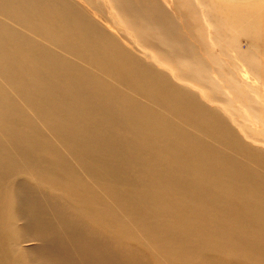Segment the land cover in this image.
<instances>
[{
  "label": "bare ground",
  "instance_id": "6f19581e",
  "mask_svg": "<svg viewBox=\"0 0 264 264\" xmlns=\"http://www.w3.org/2000/svg\"><path fill=\"white\" fill-rule=\"evenodd\" d=\"M83 1L85 3H88L89 5H93V4L100 6L102 5L105 8L103 10L104 12L102 13L98 11L95 13L93 12L94 18L97 15L98 18H102L108 21L106 22L107 27L111 28L113 31L114 29L115 31L118 30V32H120L125 37L126 45L119 43V41L116 40L101 25V23L96 24L93 20L90 21V19H85L84 17H90L89 15H87V13L84 12L80 13L81 17L80 16L75 17V19H78L77 21L72 22L70 25L66 26L61 31H57V28L53 26V24L56 23V19H57L55 14L51 13L50 15H48L47 13L50 9H57L54 3L49 5L44 4V6L38 5L36 9H33L31 8L32 1L30 2V4L28 0H14L13 2V4L16 5L17 10L19 11L18 12L19 18H23L27 20L29 18H33L34 19L33 22L35 23L40 18H42L44 19V22H47V24L45 25L46 31L42 32L44 34V37L46 33H48L47 34L48 37L52 32L60 34L59 36L60 38L58 40L60 41V43L58 41H55V44L52 45L54 48L59 49L63 45L64 47H66L71 51L76 50V48L79 49V47L81 49H84L85 52L82 57L84 58V60H86V64L90 65L89 66L90 72L89 75H87L84 78L82 77L83 80H81L80 77L83 74L82 69L80 67H77L76 64H74L76 65V67L72 66V69H69L67 65L64 63L65 61L63 62L60 57H49L47 59L41 60V64L37 66V64L35 65L32 62L33 61L32 58H30V56L28 55L27 56L22 55L19 61L9 59V57L7 56H0V94L2 95L5 92L8 93L0 97V264H26L24 261L19 260L18 259L19 257L17 258L16 256L19 255L17 253V246H20L21 244L26 242L29 235L28 234L29 228L32 230L36 228V230H38L41 233L40 235L42 239L46 241L41 245L45 249L40 252L37 258L38 259L39 258L45 259L47 257L50 258L48 264H170L167 263L166 261L172 258L171 256L172 254L174 255L176 254L175 250L172 249L164 250L163 254L164 257L167 259L162 261V259L157 258L155 256L156 253H158V250L155 247H148L144 245L142 242L136 241V242H132L133 246L129 247L126 244L123 245L124 247L123 248L122 246L119 245V239H120L119 234H116L114 238L113 237L105 238V236L108 234H106L103 237L96 229L97 224L105 223L107 226H109L110 223L108 225L105 222V219H103L106 210L102 209L103 207H100L101 202H99V207L97 206L98 204L94 205V203L99 197H101L102 198L101 201L105 205V207L108 210L112 211L114 210V208H109V207L113 206V203L110 200L108 201L104 199L110 197L113 199L116 207L121 208L122 211L125 213V215H130L134 217L139 222H142L143 225L154 221L153 224H147V228L149 230H151L154 233L158 232V235L159 234L164 235L165 236L164 241H170V243H172L171 240L173 242L175 241V239L173 240L175 236V232L173 233V230L175 228H173L172 225L170 224L171 221L169 223L166 217L162 218L161 215L155 214L154 211L153 214L151 212L152 207L146 206V202H145L146 200L144 199L147 198V197L145 198V194L146 196L148 195L147 191L146 190L144 191L142 188H139L140 186L136 189L137 186L131 187L132 185H129L131 183H134L132 182L134 177L132 181H130L127 177L128 174H130L128 172V164H132V165L133 164L137 165V164L135 163V161L131 159V157H130L131 161H128V157L130 156L131 151L129 152L127 147L123 145L124 142L122 141V144L118 143V146L121 145V147L120 149L119 148L116 149L115 160L113 159L110 162L109 160H103L105 157L99 159L93 156L94 153L90 155L91 154L90 152L83 150L78 151V153L76 152L74 153V157L79 156L78 158L74 159L72 157L67 159L68 157L67 154L74 150V147L72 146L71 142L73 143L74 141H77V143L75 142L77 145L78 143H80L79 140L90 142L91 140L96 139L97 142L100 141L102 143L110 144L109 141H106L102 137V134L105 131H110V130L111 132L115 133L114 137H116V135L119 133H125V131H127V128H125V126H123L122 123H124V121L126 120L128 114L127 112L128 108L133 106L135 107L136 110V107L140 106L136 111V114L138 115L141 114L145 118L146 116H148L149 118L148 120L145 119L143 121V123L145 122L144 124L145 126H140L139 128V130H141L140 134L144 136V139L147 140L148 138V142H149L148 147H150L151 149L149 151L151 152L153 150L154 152H156L155 155L159 153L160 156L161 155L164 157L168 156V158L169 156L172 157L173 155L175 158V154H177L184 146L183 145L184 143L182 142L181 139L176 140L172 136V129H174L173 121L176 119L177 116L182 118L184 122H188L192 118L199 116L196 120V123L194 124V129L196 131L200 130L201 128L207 129L209 133V142L199 141L200 142L199 146L203 150L206 151L208 150L207 152L215 154L217 158L220 157L219 159H221L220 153H224L223 151H225V153L228 154L229 152L232 151L231 149H233L232 147L233 144L230 140V133L224 130L223 128L224 120L222 119L220 114L225 115L230 120L231 123L235 124L239 128V130H241V133L244 135V137L248 141L252 142L253 145L264 147V138L263 137L262 139L259 138L261 134H264V129H262L264 125L262 124L264 123L263 122L264 102L258 103L259 99L261 100L262 98L264 99V95L260 92V89L258 91V86L262 87L264 85V76L261 74L262 71H264V68L262 66L263 63L261 61V57L264 56V50H263L264 49V0H94V2L88 0H83ZM0 4L3 5L4 2L0 1ZM158 5L160 6V8ZM145 6L147 7L145 8ZM3 8L4 6H2L0 10L4 11ZM168 8H171L173 12H175L178 15V17L182 18V23L186 27L188 33L194 34L195 40L193 41L196 42L199 51L205 52L204 55L206 56V58L212 61L211 68L207 70L208 80H206V85L204 83V78L202 77V71H205V68L202 65V61H200L196 56L195 53L196 47L193 48L190 46L189 43H186L187 38L183 36L185 35L184 30L182 31L183 33L181 32L182 33L181 34L179 33V31H177V29L170 30L171 27L169 28V26L171 24H174V22L171 18L172 14H170L169 11L167 10ZM66 10L68 12V9ZM58 11L60 13H66V11L63 8H59L56 13H58ZM128 12L129 13L131 12L133 14V19H136L135 21L136 22L138 21V25H141L140 27L143 29L141 31V34H139V30L133 28L135 26H131V25H135L133 22L128 24L122 18L125 17V15H128ZM159 13L162 14V16L159 17L158 15ZM2 17H7V15H2ZM2 17L0 15V18ZM80 18H84V19L80 21ZM42 19H40L38 22L40 23ZM85 20H87L88 23L85 22ZM159 29L162 31V33L158 32ZM30 30H32V28ZM34 33L36 35L35 31ZM78 34L80 35L82 34L83 36L82 43L80 44L79 42L76 41V37H75ZM147 34L151 35L150 37L153 36V37L162 38L161 41L163 42V45L164 43L168 45L167 46L168 50L166 52L167 54L164 58L171 60L164 61V58L162 57L164 52L161 53L162 52L161 46L156 47L154 41L152 45V41H148L147 39L148 38ZM217 35H221L220 36L221 40L217 38ZM94 38L101 39L99 44H97L96 46L91 45V42L95 41L93 40ZM243 38H248L253 43V49L248 50V52H243L241 50L240 39ZM67 39H70V41H66ZM5 41L10 42L11 40L5 38ZM25 43H27V41ZM188 44L190 47L188 46ZM152 47L153 49L155 48L159 53L156 54L152 49ZM54 48L52 50H55ZM187 49L188 52H186ZM217 49L220 50V53L217 52ZM86 50L89 52L88 54H85ZM137 50L145 58L144 60L152 61L153 63L156 64L158 68H161L162 71L161 72L158 71L159 73H155L153 71L154 69L152 70L151 68L147 67L150 63L146 64L143 58L136 53ZM217 53L218 55H216ZM177 59H181V64L185 63L184 65L186 70L183 71L182 73L179 71V69H176L178 67L176 66L174 67V65H171V63H173ZM218 59L219 60L221 59V62L218 61ZM122 60L125 61V63H121ZM224 65L229 66L230 68H232V70L229 72H225L224 70L226 69ZM108 66L111 67L106 68ZM45 68L51 69L53 75L52 77L45 75L43 74V72H41ZM107 69L109 70L120 69V70H125L126 72H129L131 70V73H133L134 77L137 76L143 81H146V83L143 82L133 83L130 88L142 89L143 87H145L146 93H157L158 85L161 84L162 82L164 84L166 82L169 86H171L172 83L170 82V77H172L177 83H179V85L184 84L185 88L180 89L175 93H172L171 91L168 92L169 94L167 98L168 106L166 105L165 101H161L160 103H157L154 96H149L146 94H142L141 96H138L134 102L129 95H126L129 90L128 87H125L123 89H121L122 87L114 89L113 86L112 87L114 89L113 91L111 89L113 83L110 80L106 79L105 77L99 76L100 74L103 73L104 70ZM236 69H238V76L235 79L234 77H230L229 74L231 72H234V70ZM152 74H159L160 77L158 78H160L162 82L158 79H152L151 78ZM11 75L16 76V78L12 79L13 81L11 80L12 83L8 82L10 81L8 80V77H10ZM64 77L68 78L70 82L69 86H66V88H62L61 86L62 81H64L63 80ZM91 86L92 88H99L98 86H101L104 88L105 91L99 90L100 92L99 95L103 97L97 100V104L94 103L96 104V109L86 112L85 109H83L82 107L84 104L83 100H80L81 103L80 102L76 103L77 100L75 97L77 96L75 95L80 89H83L82 92L84 95L88 94V91L91 90ZM5 89H7L8 91H6ZM210 89H212L213 91H210ZM121 91H124L125 93H122ZM190 93L195 97L196 100L199 99L201 102L198 101L192 102L190 100V95H189ZM61 94L65 95V98L71 99L70 102L66 103V101L63 100ZM10 96L17 97L20 100V103L23 102L22 104L23 107L25 106L26 108H28L29 107L28 105H31L32 108L26 110V112L32 113L36 116H37L36 112H39L40 110L38 109L39 107H45L43 112L47 110L49 111L44 116L41 114L43 116V119L40 127L38 126V124L33 125L31 123H27L26 125H24L20 122L17 124L18 120L13 122L14 114L15 112H18L19 109L16 111L17 109L16 103H18L16 100H13L14 110L11 108L10 104L12 105V103L10 102L11 101ZM47 96L49 97L48 102L51 101L50 98L54 99L52 103L49 102L51 104H49L46 101ZM226 96H229L231 99L228 97L229 98L228 101ZM28 99L30 100V102H28ZM58 100L64 103L62 109L57 104ZM68 105H70L69 107V110L71 111L70 113L65 112L68 109ZM104 105H106L105 111L103 115L100 116V109ZM207 105L211 106L210 107L211 109L206 108ZM18 107L20 106L18 105ZM161 107H164L166 109L169 108V110L171 111V113L168 116V119L166 118V113L159 110V108ZM64 108L67 109L64 110ZM19 111L21 113L22 110ZM53 111H58V114L54 113ZM72 114H75V116H73ZM9 118H11L10 121H12L13 125L8 124V122L10 123ZM37 118L40 119V117L38 116ZM52 118H54L53 122L51 120ZM239 118H242L245 123L244 124L241 123L242 121L239 122L238 121ZM80 120H82L84 124L87 123V121L89 123L91 121L90 125L93 128L92 132L88 134L79 133L77 131L78 129L77 126H79L78 122ZM98 120L99 121L101 120L100 126ZM56 122L60 123L61 130L57 128ZM64 122L68 124V126L64 128L65 130L63 129ZM127 123L130 124V122ZM104 127L107 128L105 131L102 132ZM38 128H39V135H34L31 131ZM135 128L137 129V127H133V130ZM41 129H46L49 132V136H51L52 142L48 143L46 141L44 137L45 135H43ZM153 130H155L154 133ZM145 131L148 132L145 133ZM256 132L257 133L260 132V135L257 136L256 139L252 138L254 136H250V135H253ZM56 134L58 135V137H55ZM140 134L138 133V135ZM136 135L134 133L133 136ZM11 137H13L12 139H15L16 144L12 145V143L10 142ZM36 137H41L43 143L41 142V140L36 139ZM137 138L138 136L136 137V139ZM69 139H71L72 141L68 143L67 141ZM21 140L24 142V145H28V144L30 146L37 145L39 147L38 153H39V158L42 161L41 163L44 162L45 164L49 165V167L52 170L53 169L55 170L52 177L59 179L61 178L63 180L67 179L62 187L63 190L64 189H66V191L71 190L73 200L75 196H77L78 200H82L86 204H91V202L93 201L92 208L89 207L88 209V205H86L87 207H83V205L79 204L80 205L79 206L76 202L74 203V201H72L70 205V203L62 200L61 198V200L57 201L58 204L59 202L61 203L59 204V210L56 211L55 215L54 214L48 215V211L46 209H43L41 213L31 212L27 216L25 227L21 228L23 227V225H19V228H17L14 219L11 217V215L16 214V209H14L12 204L9 202L10 201L9 198L11 197L10 190L12 185L16 184L15 181L18 182V180H23L26 178L25 176H27V174L24 171V165L31 158L23 154L24 152L30 154V152H27L28 147H25L24 145L20 144ZM137 141L139 142V140ZM217 141L224 144V145H220L221 151L219 153L215 152V149H218L217 148L218 146H216V143H218ZM144 142L145 141L141 142L140 144ZM140 144L137 143L136 146ZM129 146H133V145H129ZM236 146L241 148L239 145ZM90 147L92 148L93 146ZM104 147L106 148V144L104 145ZM19 148L22 151L19 150ZM111 148L113 149L112 146ZM140 148L142 147H139V149ZM85 150L88 149L85 148ZM142 150L146 151L147 149L143 148ZM89 151L91 150L89 149ZM139 151H137L136 153H138ZM255 151H247V155L250 156V158L252 157V159L253 157L255 158L257 157V160L264 162V155L261 152L258 151L255 152ZM150 152H148V155H150ZM154 152H152L151 155ZM225 153L224 155H226ZM97 154H99V152L96 153V155ZM141 154L142 156L143 155L146 156L147 153L143 154L141 152ZM207 155L209 154H205L199 157V161L201 162L205 161L206 160L205 156ZM235 156L236 155H234L233 158H235ZM150 158L151 157H149V159ZM217 158L210 157L207 162L213 163ZM147 159H145L146 162L149 161V159L148 160ZM159 161H162L163 163V159L162 160L159 159ZM167 162L166 164L170 163L169 159ZM162 163H160L159 165L161 166ZM152 164L153 163H151V166L153 167ZM220 164L222 165L221 162ZM242 164L243 163H241V165ZM194 165L196 164H192L191 166L186 168L192 169V166ZM155 167L156 169H158L157 166ZM78 168L83 172V176H85V178H81V176H79L76 173V170ZM174 169H178V168L176 167ZM180 169H178L177 171L174 170L176 171L175 173L177 174V177L175 174L176 178H169L170 181L172 182L169 185H172V188H176L177 192H187V193L192 192L193 194L192 193L190 194L194 195L197 201H199L203 197L204 203L214 205L221 215L224 213L225 209H227L225 211H228L229 200L234 201L236 200V198H238L240 203L245 204L249 198L251 199L253 197L251 193L249 194V192L242 191L237 187L235 183L236 175L234 176L233 175L234 173L227 175L220 172V173H216L211 178V177H207L205 175L206 172L201 169L200 173L202 174L204 179L203 181L200 179L197 182V179L195 180V178L191 177V173L189 175L188 174L185 176L183 175L187 173L188 170L186 171V169L185 170L182 169L181 171ZM152 171L154 172V170ZM163 171H166L165 167ZM191 171L192 170L188 172ZM257 171L260 172V170ZM39 172L41 173V171ZM241 172H242L241 173L242 178L239 179V181L237 182L238 184H242L241 180L243 181L247 178L251 182L254 181L253 182L254 184L255 182L258 183V181H255L256 179L254 180L253 178L251 179L250 177H248V173L244 171L242 167H241ZM57 173L59 175H65V176H57L56 175ZM75 173L77 174L76 178L73 177ZM31 174L38 176V174L36 173H29L28 175ZM136 174H134L135 177ZM173 174L174 173H172V175ZM139 175L141 176V174ZM163 175L164 174L162 173V175L160 176H162V178L166 176ZM254 177L256 178L257 176ZM43 179L45 180V178ZM214 179H220V181H223V183L225 184L224 185L225 189H220L219 187H216L214 185L211 187V185L207 183L208 181H212ZM46 181H48V178H46ZM68 186H70L71 188H69ZM107 188H108V193H106ZM63 190H62V195H63ZM119 191L122 194L119 193ZM258 191H261V189ZM47 196L49 197V195ZM186 196L188 195L186 194ZM250 199L249 201H251ZM260 199L262 198L260 197ZM182 203L184 202L182 201ZM58 204L56 206H58ZM73 204L76 205L78 211L75 210L74 212L71 211V207ZM193 204L194 203L191 204V207ZM184 206H186V202ZM80 207L81 208L83 207L82 212L80 211ZM129 208H131L130 210L134 212L133 213L126 212V209ZM193 208H195L194 205ZM210 210H212V208ZM84 212H88L92 216V218L89 217L90 218V219L88 218L89 220H86V218L84 219L83 217ZM233 212H236V210L232 211V213ZM21 214L22 211L20 210L18 212V217H20ZM152 217L156 219L152 220ZM225 218L228 219V217ZM226 219L224 220L227 221ZM81 221H83L84 224H82ZM111 221L112 220H110V222ZM122 223L125 222L122 221ZM196 223L198 225V222ZM188 224L192 225V223H188ZM55 225L60 226L59 230L64 231L68 235L69 240L71 241L72 244V250L74 251V255H69V259L64 260L65 262L61 261V259H53V257L50 256V254L52 253L54 255L60 252L61 249L60 246L63 248L65 247L69 248V244L67 242L65 243V241H62L61 239L62 235L58 233L59 230L56 229ZM193 225L195 226V224ZM244 225L245 224H243L242 226ZM84 226L85 228L83 230L78 229ZM246 227L248 228L247 225ZM154 228L156 229L155 231L152 230ZM241 229L244 230L246 228L241 227ZM38 231L36 232V234L38 233ZM242 234L245 233H243L241 230V233L239 235ZM50 239L54 247L56 248H53V246H49L47 244V243L51 244L49 242ZM160 240L162 241V239ZM247 240L249 239L248 238L245 239V244L248 243ZM175 242H177V245H179L180 247L185 241H182L181 239L178 238V241L176 240ZM37 251H39V249H37ZM178 255H181L182 259L180 261L178 260V262L174 264H231L227 260L228 255L223 257L222 256L218 257L214 255V256H210L208 260H202L199 262H194L192 256L189 253H183L180 251Z\"/></svg>",
  "mask_w": 264,
  "mask_h": 264
},
{
  "label": "rangeland",
  "instance_id": "374dc122",
  "mask_svg": "<svg viewBox=\"0 0 264 264\" xmlns=\"http://www.w3.org/2000/svg\"><path fill=\"white\" fill-rule=\"evenodd\" d=\"M0 1L4 2L3 5L0 4L1 5L0 8L2 6H4V8H3L4 11L0 10V12H1L0 15H1V17H2V15H7V17L0 18V23H1L0 24V56H7V57H9V59H13L15 61H19V59H20V57L22 55H26V56L28 55V56H30V58H32V60H33L32 62L35 65L37 64V66H39V64H41V60L47 59L49 57H60L63 62L65 61L64 63L67 65V67L69 69H72V66L76 67V65H77V67H80L82 69L83 74L80 77L81 80H83L84 77L89 75V72H90L89 71V66L90 65H87L86 64V60H84V58L82 57L84 55V52H85L84 49H81L79 47V49L76 48V50H73L74 51L73 52V51L67 49L66 47H64L62 44H61L62 45L61 48H59V49L58 48H54L52 45L55 44V41L59 40L60 34L52 32L49 35V37H48L47 36L48 33L45 32L46 34H45V37H44V34L42 32L46 31L45 25L47 24V22H44V19L40 18V19H42L41 22H43V23H41V22L39 23L38 22L40 19L35 23V22H33L34 21L33 18H29L28 20L27 19H23V18H19V14H18L19 11L17 10L16 5L13 4L14 0H11V1L10 0H0ZM31 1H32L31 8H33V9H36L38 7V5L39 6H44V4L49 5V4L54 3V5L56 6L57 9H50L47 13H48V15H50L51 13L55 14L57 19H56V23L53 24V26L55 28H57V31H61L66 26L70 25L72 22L77 21L78 19H75V17L76 16L77 17H79V16L81 17L80 13L84 12V13H87V15L90 16V17H84L85 19H90V21L93 20L96 24L97 23L98 24L101 23V25L116 40H118L119 43H122V44L126 45L125 44V40H126L125 37L120 32H118V30L115 31V29H114V31H113L111 28L107 27V23L106 22H108V21H106V20H104L102 18H98L97 15L94 18L93 14L95 12H97V11L101 12V13L104 12L103 10L105 8L102 5L101 6L100 5H95V4L89 5L88 3H85L83 0H62V1L61 0H43V1L42 0H28L29 4H30ZM48 1H50V2H48ZM88 1L94 2V0H88ZM146 7L147 6H145V8ZM59 8H63L66 11V13H60L59 11H58V13H56ZM159 8H160V6H159ZM66 9H68V12H67ZM167 10L169 11L170 14H172L171 18H172V20L174 22V24H171L169 26V28L171 27L170 30H176L177 29V31H179V33H181L184 30L185 35H183V36L185 38H187L186 39V43H189L190 46L193 47V48L196 47V50H195L196 56H197V58L200 61H202V65L205 68V71H202V77L204 78V83L206 85V80H208L207 79V77H208L207 70H209L211 68L212 61H210V60H208L206 58V56L204 55L205 52H200L199 51L196 42L193 41V40H195L194 39V34L188 33L186 27L182 23V18L178 17V15L175 12H173V10L171 8H168ZM212 12H211V14H212ZM173 14H174V16H173ZM158 15H159V17L162 16V14H160V13ZM84 18H80V21L82 19H84ZM122 18L128 24L133 22L135 25H131V26H135L133 28L136 29V30H139V34H141V31L143 29L140 27L141 25H138V21L136 22L135 21L136 19H133V14L131 12L130 13L128 12V15H125V17H122ZM61 19H63V20H61ZM131 20H133V21H131ZM85 22L88 23L87 20H85ZM40 25L41 26L43 25V26L41 27ZM160 25H162V24H160ZM31 28H32V30H30ZM99 29H101V28H99ZM20 30H22V31H20ZM33 30L36 32V35H35ZM22 32H24V33H22ZM158 32L162 33V31L160 29L158 30ZM5 33H6V35H5ZM24 35H25V37H24ZM147 35H148L147 39H148V41H152V45L155 42L156 47H160L161 46V49H162L161 53H163V52L165 53V54L163 53V56H162L164 58L166 56V54H167L166 52L168 50V47H167L168 45H166V43H164L165 46L163 45V42L161 41L162 40L161 37L160 38L153 37V36L150 37L151 35H149V34H147ZM21 36H22V38H21ZM220 36L221 35H217V38L219 40H221ZM75 37H76V41L79 42V44L82 43V37H83L82 34L81 35L78 34ZM5 38L10 39L11 41L10 42H6ZM48 38H50V39H48ZM93 40H95L96 42L92 41L91 42L92 46H96L101 41V39H98V38H94ZM26 41H27V43H25ZM66 41H70V39H67ZM58 42L60 43V41H58ZM45 44H47V45H45ZM189 44H188V46H189ZM13 45H14V47H13ZM128 47H129V44H128ZM240 47H241V50L243 52H248V50L253 49V43L248 38H243V39H240ZM53 48L55 50H52ZM135 48H136V46H135ZM152 49H153V47H152ZM36 50H38V51H36ZM153 50H154V52L156 54L159 53L155 48ZM186 52H188V49L186 50ZM217 52L220 53V50L217 49ZM88 53L89 52L86 50L85 54H88ZM136 53L140 57H142L143 60L145 59L138 52V50H137ZM218 53L216 55H218ZM14 55H16V56H14ZM244 57H245V55H244ZM71 58H73V59H71ZM167 60H171V59H165L164 58V61H167ZM218 61L221 62V59L220 60L218 59ZM261 61L263 63L262 66L264 68V56L261 57ZM144 62L146 64L150 63L148 66L147 65L146 66L151 68L152 70L154 69L153 71L155 73H159V72L162 71L161 68H158L156 66V64L153 63L152 61L144 60ZM121 63H125V61L122 60ZM74 64H76V65H74ZM184 64L185 63L181 64V59H177L176 61L171 63V65H174V67L175 66L178 67L176 69H179V71L181 73L186 70ZM181 65H183V66H181ZM110 67L111 66H108L106 68H110ZM224 67L226 69V70H224L225 72H229V71L232 70V68H230L227 65H224ZM41 72H43V74H45V75H48V76H51V77L53 76L50 68H45ZM261 74L264 76V71H262ZM99 76H103V77H105L106 79L110 80L113 83V85L111 86V89L113 91H114L115 88L117 89V88H121L122 87L121 89H123L125 87H128L129 90H128L126 95H129L134 102H135V100H136V98L138 96H141L142 94H146V95H149V96H154L157 103H160L161 101H165L166 105L168 106V104H167V98L169 96L168 92L171 91L172 93H175L176 91H179L180 89H184L185 88L184 84H180L179 85V83H177L172 77H170V82L172 83V85L169 86L166 82L164 84L162 82V80L160 78H158V77H160L159 74H152V76H151L152 79H158V80H160L162 82L161 84L158 85L157 93H146L145 92V90H146L145 87H143L142 89H132L130 87H131V85L133 83H142V82L146 83V81H143L142 79H140L137 76L134 77L133 73H131V70L129 72H126L125 70H120V69H116V70L107 69V70H104L103 73L100 74ZM229 76L230 77H234L236 79L237 76H238V69L234 70V72H231L229 74ZM14 78H16V76L15 75H11L10 77H8V80H10L8 82L12 83V81H13L12 79H14ZM63 80L64 81H62V83L60 81L61 86H62V88H66V86H69V83H70L69 79L64 77ZM113 86H114V89L112 88ZM98 87L99 88H92V86H91V90H89V88H88L89 91H88V94H86V95L83 94V92H82L83 89H80L75 95V96H77V97H75L76 100H77L76 103L80 102V100H83L84 104H83L82 107H83V109H85L86 112L96 109L97 100H99V99H101L103 97V96L99 95L100 94L99 90L100 91H102V90L105 91V90L101 86H98ZM259 89H260V92L264 95V85L262 87L258 86V91H259ZM5 90L8 91L7 89H5ZM210 91H213V90L210 89ZM121 92L125 93L124 91H121ZM4 94H8V93L5 92ZM4 94H2V95L0 94V97L3 96ZM61 95L63 97V100L66 101V103L70 102L71 99L65 98V95H63V94H61ZM189 95H190V100L192 102H195V101L201 102L199 99L196 100L195 97L191 93ZM228 97L229 96H226L227 100L229 101L230 97L229 98ZM52 99L50 98L51 101H49V102L52 103V101H54V99L53 100ZM10 100H11L10 102L12 103V105L10 104L12 109L14 108L13 100H16L18 102V103H16L17 104L16 105V108H17L16 111L18 109L22 110L21 113L18 110V112H15V114H14V121L13 122L18 120L17 124L20 123V122L22 124H24V125H26L27 123H31L33 125L38 124V126L40 127V125L42 124L43 116L46 115L49 112L48 110L43 112L45 107H39L38 108V109H40L39 112H36L37 116L40 117V119H38L36 115H34L32 113H29V112H26V110L32 108L31 105H28L29 106L28 108H26L25 106L23 107V105H22L23 102L20 103V100L17 97H11ZM48 100H49V97L47 96L46 97V101L48 102ZM260 100L261 99L258 100V103L264 102L263 98H262L263 101L262 100L260 101ZM202 101H204V100H202ZM28 102H30L29 99H28ZM240 102H243V101H240ZM51 103H49V104H51ZM94 103H96V104H94ZM57 104H58V106L61 109L64 106V103L62 101H60V100H58ZM18 105L20 107H18ZM69 107H70V105H68V109L64 108V110L67 109L65 112H67V113L71 112L69 110ZM139 107L140 106H137L136 110H135V107H133V106L128 108V111H127L128 114H127L126 120L124 121V123H122L123 126H125V128H127V131H125V133H119V134H117L119 136L116 135V137H114L115 133L111 132V130L110 131H105L107 127L103 128L102 132L103 131H105V132L102 134V137L106 141H109L110 144L102 143L100 141L97 142L96 139L95 140H91L90 142H92V143H90L88 141H80L78 139L80 143H78L76 145L77 141L73 140L74 142L72 143L71 142L72 140L69 139L67 142L68 143L71 142L72 146L74 147V150L67 154V156H68L67 159L72 158V157L74 159L78 158L79 156L74 157V153L75 152L78 153V151H82L83 150V151L90 152L91 153L90 155H92L94 153L95 155L93 154V156L97 157L99 159H102V157L103 158L105 157L103 160H109V162H110L113 159L115 160L116 149L117 148L120 149V147H121V145L118 146V143L122 144V141H123L124 142L123 145H125L127 147L129 152L131 151L130 152L131 154L128 157V161H131V159H132L137 164V165L128 164V172L131 175L128 174L127 177H128V179L130 181H132V179L134 177V179L132 181L134 183L130 182L131 184H129V185H132L131 187H133V186L136 187L137 186L136 189L140 186L139 188H142L144 191L145 190L147 191L148 195L146 196V194H145V198L146 197L147 198L144 199V200H146L145 201L146 202V206L152 207V211H151L152 213L154 211L155 214L161 215L162 218L166 217L169 223L171 221L170 224L172 225L173 228H175L173 230V233L175 232V236H174L173 240L175 239V241L176 240L178 241V238H179V239H181L182 241H185V242L179 247V245H177V242H175V241L173 242L171 240L172 243H170V241H164V239H165L164 235H162V234L158 235V232L154 233V232H152L151 230H149L147 228V224H153L154 221H152L151 223H147V224L143 225L142 222H139L134 217H132L130 215H125V213L122 211L121 208L116 207L113 199L110 198V197L109 198H104V199L108 200V201L110 200L113 203V206L109 207V208H114V210H112V211L108 210L105 207V205L101 201L102 200L101 197H99L96 200V202H95L96 204L94 203V205L98 204L97 206L99 207V202H101L100 207H103L102 209L106 210L105 216H104L103 219H105V222L108 225L110 223V225H109L110 227L107 226L105 223L97 224V228L96 229L99 231V233L103 237L106 234H108V235L105 236V238H107V237H113L114 238V236L116 234H119V236H120L119 245L122 246V247H123V245H126V244L129 247L133 246L132 242H136V241L142 242L144 245H146L148 247H155L158 250V253H156L155 256L157 258L162 259V261L167 259V258L164 257V254H163L164 250H167V249L175 250L176 254L175 255L172 254L171 255L172 258H170V259H168L166 261L167 263H170V264L177 263L178 260L180 261L182 259V256L178 255L180 251L183 252V253H189L192 256V259H193L194 262H199V261H202V260H208L210 256H214V255L218 256V257H221V256L223 257V256L228 255L227 260L231 264H264V197H263L264 196V192H263V190H264V180H263V178H264V162H261V161L257 160V157L256 158L253 157V159H252V157L250 158V156L247 155V151H255V150H256L255 152L258 151V152H261L264 155V147L253 145L252 142L248 141L244 137V135L241 133V130H239V128L235 124L231 123L230 120L225 115L220 114L222 119L224 120V123H223L224 130H226V131H228L230 133V140H231V142L233 144V146H232L233 149H231L232 151L229 152L228 154H226L225 151H223L226 155H224V153H220L221 154L220 155L221 159H219L220 157L217 158V156L215 154L209 153V152H207L208 150L207 151L203 150L199 146L200 142H209V133H208L207 129H202L201 128L198 131H196L194 129V124L196 123V120H197V118L199 116H196V117L192 118L188 122H184L182 118L177 116L176 119L173 121L174 129H172V136L176 140H180L181 139L182 142L184 143L183 144L184 146L182 147V149L177 154H175V158H174L173 155H172V157L169 156V158H168V156L167 157L166 156L164 157L162 155L160 156L159 153L157 154L159 156H157V155H155L156 152H154L153 150L151 152L149 151L151 149H150V147H148V143H149L148 142V138L146 140V139H144V136H142L140 134V132H141V130H139L140 126H145L144 125L145 122L143 123V121L145 119L148 120L149 118L146 115H145L146 116V118H145L141 114H139V115L136 114V111L138 110ZM210 107L211 106H208V105L206 106V108H210ZM105 108H106V105H104L100 109V116L103 115V113L105 111ZM159 110L162 111V112H165L166 113V118L168 119V116L171 113L169 108L166 109L164 107H161V108H159ZM53 112L58 114V111H53ZM218 113H221V112H218ZM18 115H20V116H18ZM72 115L75 116V114H72ZM16 116H17V118H16ZM10 120H11V118H9V121ZM51 120L53 122L54 118H52ZM55 121H56V119H55ZM238 121L239 122L242 121L241 123H243V124L245 123L242 118H239ZM127 122H130V124L127 123ZM263 122H264V117H263ZM78 123H79V126H77V128H78L77 131L79 133L88 134V133L92 132L93 128L90 125L91 121H90V123L87 121V123L84 124L82 122V120H80ZM100 123H101V120L99 121V126H100ZM8 124L9 125H13L12 121H10V123L8 122ZM262 124H264V123H262ZM56 126H57L58 129L61 130V125H60L59 122H56ZM67 126H68V124L64 122L63 129L66 128ZM133 127H137V129L135 128L133 130ZM262 129H264V125H263ZM41 130L43 132V135H45L44 137H45L46 141L48 143L52 142L51 136H49V132L46 129H41ZM136 130H138V131H136ZM16 131H17V128H16ZM154 131L155 130H153V133H154ZM202 131H204V132H202ZM259 131H260V129H259ZM31 132L34 135H39V128L38 129H34ZM147 132L148 131H145V133H147ZM134 133H135V135L136 134L137 135L133 136ZM138 133L140 135H138ZM206 133H207V135H206ZM256 133H254L253 135H250V136H254L252 138L256 139V137L260 135V132L257 133L258 135ZM137 136H138V138L136 139ZM55 137H58V135L56 134ZM196 137H197V139H196ZM198 137H200V138H198ZM262 137L264 138V134H261L259 136V138H261V139H262ZM12 138L13 137L10 138V142L12 143V145H14V144H16V141H15V139H12ZM116 138H117V140H116ZM36 139L41 140V137H36ZM137 140H139V142ZM143 141H145V142L147 141L146 142L147 144L145 142L140 144ZM233 141L235 142L236 145H239L241 148L237 147L234 144ZM22 142L23 141L21 140L20 144L24 145V142L23 143ZM41 142H42V140H41ZM190 142H192V143H190ZM217 142L218 143H216V146H218L217 147L218 149H215V152L219 153L221 151L220 145H224V144L220 143L219 141H217ZM137 143H139L141 146L140 145L136 146ZM105 144H106V148L104 147ZM143 144H144V146H143ZM241 144H242V146H241ZM129 145H133V146H129ZM24 146L28 147L27 148L28 149L27 152H30V154H27L25 152L23 154H25L29 158L31 157L30 160L24 165V171L26 172L27 176H25L26 178L23 179V180H18V177H17L18 182L15 181L16 184L12 185L11 190H10L11 197L9 198L10 199L9 202L12 204L14 209H16V214L15 215H11V217L14 219V221H15V223L17 225V228H19V225H23V227H21V228L25 227L27 216L31 212L41 213V211H43V209H46L48 211V215H53V214L55 215L56 211L59 210V204L61 203V202H59V204H58L57 201L61 200V198H62V200L67 201L68 203H70V205H71V202L74 201V203L76 202L78 205L79 204L83 205V207H87L86 205H88V209H89V207L92 208V206H93L92 202L93 201L91 202V204H86L84 201L78 200L77 196H75V198L73 200V196H72L71 190H68V191H66V189L63 190L62 187L65 184L67 179L63 180L61 178L59 179V178H53L52 177V175H53L55 170L54 169L52 170L49 167V165L45 164L44 162L41 163L42 161L40 160L39 153H38L39 147L37 145L30 146L28 144V145H24ZM90 146H93V147L91 148ZM111 146L113 147V149L111 148ZM138 146L142 147V148L139 149ZM30 148H32V149H30ZM85 148H87L88 150H85ZM143 148L144 149L146 148L148 151L146 150L147 151L146 152L145 150H142ZM89 149L91 151H89ZM19 150H21V149L19 148ZM201 150H202V152H201ZM238 150H240V151H238ZM132 151H135V152H132ZM137 151H139L140 153L139 152H138L139 154L136 153ZM237 151H238V153H237ZM98 152H99V154L96 155V153H98ZM141 152L143 154L147 153L146 156L145 155L142 156ZM148 152H150V155H148ZM152 152H154V153L151 155ZM200 153H201V155H200ZM232 153L234 155H236L235 158H233L234 155ZM110 154H111V156H110ZM205 154H209V155L205 156L206 160L202 161V162L199 161V157H201L202 155H205ZM144 156H145V158H144ZM148 156L151 157L150 158L151 161H150ZM130 157H131V159H130ZM147 157H148L150 162L149 161L146 162L145 159H147ZM210 157H215L217 159L213 163H208L207 161L209 160ZM229 157H231V158H229ZM159 159H161V160L163 159V163H162V161H159ZM165 159L167 161L169 159L170 163L166 164L167 161ZM229 159H230V161H229ZM69 161H71V160H69ZM219 161L222 163V165L220 164ZM171 162H173V163H171ZM250 162H251V164H250ZM151 163H153L152 165H153V167L155 169L151 166ZM160 163H162L161 166L159 165ZM241 163H243L242 165L244 167L241 165ZM192 164H196V165L192 166V169L186 168V167L191 166ZM165 165H167V166H165ZM33 166H35V167H33ZM155 166H157L158 169H156ZM164 167H165L166 171H163ZM176 167L178 169L181 168L180 169L181 171H182V169H184V170L186 169V171L187 170L188 171L192 170L191 172L187 171V173H185L183 175L185 176V175H187V174L189 175L191 173V177L195 178V180L197 179V182L200 179L202 181L204 179V177L200 173L201 169L206 172L205 175L207 177H211V178L216 173H220V172L224 173V174H227V175H230V174L234 173L233 175L234 176L236 175L235 183H236L237 187L240 190H242V191L249 192V194L251 193L253 195V197L251 199L249 198L251 201H249V199H248L245 204L240 203L238 198H236V200H234V201L229 200V202H228V211H225V210H227V209H225L224 213L221 215L218 212V210L215 208L214 205L204 203L203 197H202V199H200L201 201L200 200L197 201L196 198L194 197V195H192L193 194L192 192H189V193H187V192H177L176 188H172V185H169L170 183H172L169 178H176L177 177V174L175 172L178 169H174ZM241 167H242V169L244 171H246L248 173V177H250L251 179L253 178L254 180L256 179L255 181H258V183L255 182V184H254L253 183L254 181L251 182L247 178V179H245L243 181L241 180L242 184H238L237 182L239 181V179L242 178V176H241V173H242L241 172ZM31 168H32V170H31ZM255 168L257 170H260V172H262V173L258 172ZM173 169L176 170V171H174ZM152 170H154V172ZM39 171H41V173ZM167 171H169L170 173L167 172ZM155 172H156V174H155ZM160 172H161V174H160ZM29 173H36V174H38V176L34 175V174L28 175ZM76 173L79 176H81V178H85V176H83V172L79 168L76 170ZM76 173L73 176L74 178L77 177ZM138 173L141 174V176ZM162 173L164 174L163 176L166 175L165 177L167 179L165 177L162 178V176H160V175H162ZM172 173H174V174L172 175ZM211 173H212V175H211ZM134 174H136V177H135ZM175 174H176V177H175ZM253 174H254V176H257V177L255 178L253 176ZM39 175H40V177H39ZM56 175L57 176H65V175H59L58 173ZM259 175H260V177H259ZM138 177H140V178H138ZM43 178H45V180ZM46 178H48V181H46ZM258 178H260V179H258ZM202 181H201V183H202ZM209 182H211V183H209ZM207 183L210 184L211 187L214 185L216 187H219L220 189H225L224 188L225 184L223 183V181H220V179H214L212 181H208ZM255 185L258 186V187H256ZM68 187L71 188L70 186H68ZM259 188L261 189V191H258V190H260ZM247 189H249L250 191L251 190H253V191L250 192ZM62 190H63V195H62ZM254 192L257 193V194H255ZM106 193H108V188L106 190ZM119 193H121V192L119 191ZM185 193L188 196H186ZM190 193H192V194H190ZM47 195H49L50 198ZM258 195H260V196H258ZM190 196L192 198L193 197L194 198L192 199ZM186 197H188V198H186ZM260 197L262 199H260ZM51 199H53V200H51ZM38 201H39V203H38ZM182 201L184 203H182ZM188 201H189V203H188ZM185 202H186V206H184ZM24 203H25V206H24ZM40 203H42V204H40ZM181 203H182V205H181ZM190 203L191 204L194 203L193 205H194L195 208H193V205L191 207ZM57 204H58V206H56ZM179 206L182 207V208H180ZM83 207L82 208L80 207V211L81 212H82ZM211 208H212V210H210ZM130 209L131 208L126 209V212L133 213L134 211H132ZM194 209H196V210L198 209V210L196 211ZM20 210L22 211V214L20 215V217H18V212ZM74 210L78 211L77 208H76V205L73 204L72 207H71V211L74 212ZM234 210H236V212L232 213V211H234ZM52 211H54V212H52ZM184 211H185V213H184ZM193 211H194V213H193ZM186 212H187V214H186ZM176 213L179 214V217H178V214H176ZM191 213H193V214H191ZM232 214H234L235 216L232 215ZM89 215L90 214L88 212H84L83 213L84 219L86 218V220H89L90 218H92V216L91 215L89 216ZM112 215H114L117 218H115ZM191 217H193V218H191ZM225 217H228L229 220L226 219ZM23 219H24V221H23ZM155 219L156 218L152 217V220H155ZM224 219H226L227 221H225ZM243 219H244V221H243ZM110 220H112L113 222L112 221L110 222ZM122 221H124L125 223H122ZM128 221H129V223H128ZM179 222H180V224H179ZM196 222H198V225H197ZM81 223L84 224L83 221H81ZM188 223H192V225H189ZM184 224H185V226H184ZM193 224H195V226ZM243 224H245V225L242 226ZM174 225H176V226H174ZM246 225L248 226V228L246 227ZM55 227H56L57 230H59V228H60V226H57V225H55ZM187 227H188V229H187ZM241 227L242 228H246V229L243 230V229H241ZM84 228H85V226L82 227V228H78V229L83 230ZM99 228H101V229H99ZM184 229H185V231H184ZM152 230L155 231L156 229L154 228ZM241 230L245 234L239 235L241 233ZM37 231L38 230H36V228L33 229V230L29 228V230H28V234L29 235H28V238H27L26 242H24L20 246H17V253L19 255H17L16 257L17 258L19 257L18 259L24 261L26 264H48V261L50 260V258H48V257L45 258V259L44 258L43 259H40V258L38 259L37 258L38 255L40 254V252L45 249L41 245L46 242V241H44L42 239V237L40 235L41 233L39 231L36 234ZM58 233H60L62 235V237H61L62 241H65V243L67 242L69 244V248L68 247L63 248V247L60 246V248H61L60 252H58V253H56L54 255L52 253V254H50V256L53 257V259H61V261L65 262L64 260L69 259V255H74V251L72 250V244H71V241L69 240L68 235L64 231H60V230L58 231ZM176 235L179 236V237H177ZM149 237H151V238H149ZM246 238L249 239V240H247L248 241L247 244H245V239ZM160 239H162V241ZM49 242L51 243V244L47 243L49 246H53V248H56V247H54L51 239L49 240ZM60 243H59V245H60ZM37 249H39V251H37Z\"/></svg>",
  "mask_w": 264,
  "mask_h": 264
}]
</instances>
